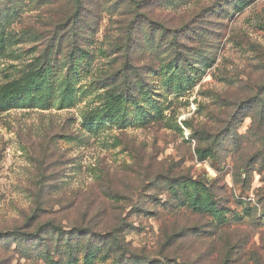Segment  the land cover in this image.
Instances as JSON below:
<instances>
[{"label": "rangeland", "instance_id": "1", "mask_svg": "<svg viewBox=\"0 0 264 264\" xmlns=\"http://www.w3.org/2000/svg\"><path fill=\"white\" fill-rule=\"evenodd\" d=\"M0 264H264V0H0Z\"/></svg>", "mask_w": 264, "mask_h": 264}, {"label": "trees", "instance_id": "2", "mask_svg": "<svg viewBox=\"0 0 264 264\" xmlns=\"http://www.w3.org/2000/svg\"><path fill=\"white\" fill-rule=\"evenodd\" d=\"M70 1H71L72 5H73V9L75 10V13H77L80 10V8H81V0H70ZM74 30L75 29L73 28V31ZM77 51H78L77 46H74V48L71 51L68 52L67 58H68L69 61H75L76 60V58H77L76 52Z\"/></svg>", "mask_w": 264, "mask_h": 264}]
</instances>
